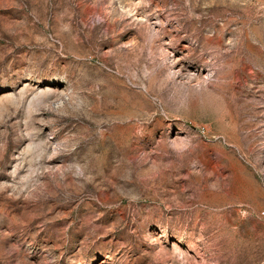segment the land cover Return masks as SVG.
Segmentation results:
<instances>
[{
    "label": "rangeland",
    "instance_id": "374dc122",
    "mask_svg": "<svg viewBox=\"0 0 264 264\" xmlns=\"http://www.w3.org/2000/svg\"><path fill=\"white\" fill-rule=\"evenodd\" d=\"M0 264H264V0H0Z\"/></svg>",
    "mask_w": 264,
    "mask_h": 264
}]
</instances>
